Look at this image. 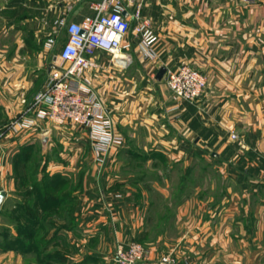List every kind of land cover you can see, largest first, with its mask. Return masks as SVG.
Wrapping results in <instances>:
<instances>
[{
  "label": "crops",
  "instance_id": "obj_1",
  "mask_svg": "<svg viewBox=\"0 0 264 264\" xmlns=\"http://www.w3.org/2000/svg\"><path fill=\"white\" fill-rule=\"evenodd\" d=\"M258 3L261 4L243 8L238 0H144L142 12L151 18L157 34L155 65L176 68L190 62L208 77L198 103L169 105L168 122L162 123L161 128L153 124L151 129L155 136L149 149L157 152L167 148L169 163H182L183 186L175 198L180 204L179 214L188 216L190 222H185L182 236L176 241L162 234L149 240L144 199L134 201L132 194L126 193L114 196V177L106 173L83 176L78 189V177L66 176L71 179L70 189L73 202L76 201V210H70L74 222L71 227L62 228L53 246L61 250L68 241L78 251H62L63 260H46L47 264H74L81 260H87L86 264H116L118 246H125L134 237L152 248L141 264H159V251L155 249L168 243H177L178 251L189 250L191 259L198 264H264V29L260 31L261 26H256L257 11L261 13L264 0ZM127 8L132 11L135 5L128 2ZM93 13L89 0H0V23L6 22L8 26V31L3 26L0 29V41L13 33L10 44L0 42V127L30 104L46 80L38 70L33 71L30 63L21 62L23 57L31 59L32 51L25 44L27 33L39 35L43 27L47 45L55 40L53 46L62 47L66 32L65 38L53 39L52 34L60 22L79 21ZM23 29L25 33L21 32ZM231 45L232 56L222 55ZM48 46L39 50L42 57L37 66L45 62L50 70L61 60L59 53L47 57L51 54ZM139 99L145 101V94ZM106 108L113 122L129 117L130 107L125 102H108ZM151 115L155 123L156 114ZM50 128L42 124L8 132L0 138V183L6 182L10 190H16L11 157L22 145H35V139H42ZM73 128L62 132L73 135L75 140L82 127ZM198 158L204 162L202 168L208 171L212 167L224 185L214 202L206 197L209 192L187 183ZM106 161L104 164H114ZM72 163L52 159L47 166L59 171L64 167L70 169ZM204 176L205 180L211 179L208 174ZM156 179H152L158 184L155 187L166 192ZM148 181L143 177V184ZM143 193L142 190L137 196L144 198ZM192 214L201 217L193 220ZM76 215L82 217L75 218ZM106 239H110L107 244ZM95 240H100L99 246L92 244ZM17 254L9 251L11 258Z\"/></svg>",
  "mask_w": 264,
  "mask_h": 264
},
{
  "label": "rangeland",
  "instance_id": "obj_2",
  "mask_svg": "<svg viewBox=\"0 0 264 264\" xmlns=\"http://www.w3.org/2000/svg\"><path fill=\"white\" fill-rule=\"evenodd\" d=\"M238 1H240L242 7L243 5L250 7L258 6L259 4H261L258 3V0ZM128 2V0H124L126 6ZM257 15L258 23L256 24V26H261V31L264 29V8L261 9V13L260 10L257 11ZM135 24L136 21H133L132 28L135 26ZM2 26L5 27V29L8 31L6 22L0 23V29L2 28ZM24 30L25 29H23V31L21 32L25 33ZM52 32L54 37L53 39H56L57 37L65 38V30L60 29V27H56ZM155 35L157 36L156 33ZM9 36L10 35L4 36V38H1L0 42L10 44L13 38V33H11L10 37ZM44 36L45 31L43 27L39 32V35H36V32L32 31H29V33H27L25 44L27 45V48L31 49L32 51L31 59L27 56L26 59H24L23 57L21 60V62H26L27 64L30 63L32 65L33 71L38 70V72H40L39 75L46 79L43 87L48 81L47 79L49 70L47 69L45 62L41 67H38L37 64H39V59L42 57L38 53L39 50L41 49V47L48 46ZM156 44L157 43L154 44L155 51L157 50ZM48 47L50 48L49 51H51V54L47 56L49 57V59L54 55H57L61 48V46L56 47L53 45ZM233 50L234 47L233 45H231V47L224 50V52L226 53L222 55H230L231 57V53L233 52ZM124 51L129 56V58L120 60V62L114 59L113 54L104 52L98 53V62L100 63V66L89 68L82 74V76L89 81L91 89L98 96L105 109H107L106 104H108V102H113L114 104V101L125 102L126 105L130 107V110H127V114L129 116L128 119H119L116 122H113L112 120L113 130H116V133L123 138V142L119 145L111 147L106 151L97 150L95 148V140L91 137V130L88 128L82 127V129L79 124L73 122L69 124H58L48 120L40 122L39 126L43 124L44 127H51L48 131H45V134L42 136V139L45 136L47 137V139L43 141L40 137H37L35 139V142L33 143L35 145L31 144V147H29L28 151L26 152L28 161H25L22 166L17 167L18 178H22L21 175L24 174L26 182L24 184H18L16 190H10L9 187H7L6 182L1 181L0 183V190H6V196L0 206V264H47L46 261L43 260L44 257L42 256L55 251L56 247L52 245L46 249L45 246H43L45 244L43 240H46L45 238H48L46 236H50L52 234L55 227H50L51 229H49L47 232L44 231L42 233L39 224H30L28 217L23 215V209H25L26 207L31 208L32 210H30L31 212L29 211L30 213L35 214V216H37V214L40 215L42 211L40 207L41 201L43 199L42 192L49 191L51 192V194L56 196V198L61 196L62 194H66L67 192H69L72 185H70V177L73 176H76V178L78 177L81 183V178L83 176L98 174L101 176L106 173L108 176L114 177L112 184L114 188L112 190L117 192V194L115 193L116 195L114 196L118 197L126 193L132 194L134 201L144 199L147 203L146 213L150 226V231L147 235L149 240H151L153 236L161 234L162 236L165 235L166 238L174 241H176L178 237L182 236L185 222H190V218L188 216L179 214L180 204L178 203V199L175 198V195L183 186L182 176L184 174V168L182 166V163H169L168 160L170 157L168 153L170 152L167 148H164L165 150H161L159 148V151L157 152L149 149L150 145L153 143V136H155L154 134H152L153 131H151V129L155 127V125L153 124H156L159 128H161L162 123L168 122L167 109L169 105L177 102L196 104L200 100L201 96L193 102L180 101L175 98L164 77L165 73L163 74L161 79H157L156 77L159 68L161 66L166 67V65L162 64L160 66H156L155 62L157 59V53L155 54V56H146L144 54L142 45L138 43V41L133 42L127 49L125 48ZM227 52H229L230 54H228ZM186 63L199 69L197 66L193 65L190 62ZM200 71L202 70L200 69ZM36 73L37 72H35V74ZM142 94H145V101L141 100L139 102V98ZM154 96L155 101H152ZM30 104H28V106ZM179 105L182 104H178V107ZM142 106L143 109H141ZM151 113L156 114L155 123H153L152 121L153 119L151 117ZM18 114H15L14 116H12V118H14ZM11 119H7L8 121L6 120L5 123L1 124L2 126L0 127V138L5 136L8 132L27 129L19 128L8 130L6 126ZM77 127L81 128L82 133L78 136H75V140L72 139L73 135L66 136V133L64 134L62 132V130L66 128L75 129ZM51 129H54L53 132L51 131ZM159 136L160 135L156 134V137L159 138ZM172 153L173 152H171V154ZM174 153L178 155L177 151ZM177 157L179 158V156ZM181 157L183 158V156ZM7 158L10 162L9 155ZM52 159L62 161L65 160L69 161V163L73 162L72 167L70 169H66V167L62 169L59 168V171H57V169L48 168L47 163ZM105 160H107L106 162H108L109 160L111 162L114 161V164H104ZM13 161L14 156L11 157L12 164ZM201 162L202 161L200 160V158L195 159V167H193V170L189 172L190 175L188 176L189 180L187 181V183L189 184V186L198 185L200 191L205 190L207 193L209 192V196L207 195L206 197L209 198L211 202H214L215 200H217V197L220 194V190H222V187H224V185L220 183V179L219 177H217L218 173H216L210 166L208 171L204 170V168H202L204 162ZM68 170L70 171L68 172ZM12 171L14 175V165H12ZM56 173L65 175V177L70 176L68 178V182L63 184L62 186L58 185V188L55 189L52 187L51 183H49L48 188L44 187L48 182L47 178L55 175ZM205 174H208L209 178L211 179L205 180ZM143 177L149 180L148 183L143 184ZM155 178H158L156 180L160 181V185L164 186L167 189L166 192L163 193L157 188L158 184L155 185L153 181L155 180ZM35 181H37L38 187L37 189L33 190L31 196L34 199H39L37 205L34 206L32 202L29 201H25L26 203L24 205H19V202L24 201L23 195H27V190L33 188V183ZM77 184H79V182ZM142 190L144 191V198H139L137 196L138 192L142 193ZM114 200H116V198H114L113 201ZM75 205L76 201L69 204H62L60 207L57 205L56 207L52 208H56V210L58 209L57 212H59L60 210H62L61 208H63L66 215H69L67 212H69L71 208L74 210ZM57 212L55 213L53 211L52 213H55V215H59V213ZM74 217L81 218L82 216L76 215ZM190 217L193 220H199L201 215L192 214L190 215ZM56 220L60 224H66L68 228L73 224V221L70 223H68L67 220L61 221L63 220L61 216L60 218L57 217ZM17 223H21L23 224V226L25 225V229H18ZM3 229L6 230L3 231ZM6 231L14 235L18 234V238L20 237L22 239H25L26 242H30L29 240H31L34 246L29 247L28 249L30 250L26 251L3 247L2 244H5L6 246L7 240H9L10 242V235L6 233ZM30 234H32L31 237L28 236ZM79 234L83 236L82 233ZM41 237L43 238V240L41 239ZM132 240L140 241L146 246L148 250V254L146 257H148L152 248L147 244V242H145L143 239H138L135 237L130 241ZM13 242L14 241H11L10 244H12ZM108 242H110V239L104 240L105 244H107ZM93 243L94 245L96 244V246H99L101 242L100 240H95L92 242V244ZM176 244L177 243H168V245H165L163 247H156L155 251H159L160 259L165 255H171L175 259V264H198L191 259V253L189 252V250L181 248V250L178 251ZM61 245L62 244H60V246ZM178 245L180 246V244ZM11 250L18 253L15 258H11V256L9 255V251ZM61 251L66 252L67 254H72L76 253V251L78 250L74 248L73 245L70 244V242L68 243L67 241L66 243H64ZM177 252H179V254ZM80 256L81 258L84 257L83 254H80ZM146 257L144 258V260L146 259ZM224 258L225 260H227V256H225ZM86 262L84 264H86ZM64 264L73 263H67L65 261ZM89 264L95 263L91 262ZM96 264L102 263L97 261Z\"/></svg>",
  "mask_w": 264,
  "mask_h": 264
},
{
  "label": "built area",
  "instance_id": "obj_3",
  "mask_svg": "<svg viewBox=\"0 0 264 264\" xmlns=\"http://www.w3.org/2000/svg\"><path fill=\"white\" fill-rule=\"evenodd\" d=\"M89 1L93 14L79 21L60 22V29L67 34L59 51L61 63L50 67L47 83L35 94L31 104L10 120L6 126L8 130L32 128L46 120L58 124L73 122L91 130L97 150L106 151L123 142L113 130L107 109L82 74L89 68L100 66L98 53L114 55L118 50L125 52L124 49L135 41L142 45L146 56H155L157 36L151 18L142 12L144 0H128L135 5L132 11L124 0ZM133 21L136 24L132 28ZM54 41L50 40L49 46ZM128 58L127 55L123 59ZM164 77L174 97L180 101L197 100L208 84L207 76L188 63L176 68L166 67ZM147 254L142 242L132 240L125 246H118L114 259L117 264H141ZM175 263L171 255H165L159 261V264Z\"/></svg>",
  "mask_w": 264,
  "mask_h": 264
},
{
  "label": "trees",
  "instance_id": "obj_4",
  "mask_svg": "<svg viewBox=\"0 0 264 264\" xmlns=\"http://www.w3.org/2000/svg\"><path fill=\"white\" fill-rule=\"evenodd\" d=\"M29 147H31L30 145H22L18 151L14 154V161H13V165H14V177H15V180H16V187L18 184H24L26 182V179H25V176L24 174L21 175L22 178H18V175H17V167L19 166H22V164L25 162V161H28V158H27V155H26V152L28 151ZM48 182L46 184V188H48L49 186V183H51L52 187L55 189V188H58V185L59 186H62L63 184L67 183L68 182V179L65 177V175H62V174H59V173H56L55 175H52L50 177L47 178ZM70 185H71V182H70ZM76 188L75 189H78L82 183L79 182V184H76ZM38 187V183L37 181H35L33 183V188L32 189H29L27 190L26 194L27 195H23L24 196V201H21L19 202L18 204L19 205H24L26 202L25 201H29V202H32V204L35 206L37 205V202L39 199H34L32 196H31V193L33 192V190L37 189ZM38 191V190H37ZM43 199L41 201V204H40V207H41V214H37V216H35V214H32L30 213L32 210L31 208H28L26 207L25 209H23V215L27 216L28 219H29V222L30 224H39L40 226V229H41V232L43 233L44 231L47 232L49 229L55 227L54 231L52 232V234L50 236H46L48 238H45L46 240H43V238L41 237V239L43 240V242L45 243L43 246H45V248H49V246H52V245H55L61 235V230L62 228H67L68 226L66 224H59L58 221L56 220L57 217L60 218V216L62 217L63 220H67L68 223L70 222H74V218H73V215L72 213L67 212L69 215H66V213L64 212L63 208H61L62 210H60L59 212H57L56 208H52V207H56L57 205L60 207L62 204H69L71 202H73V196H72V191L71 189L69 190V192H67L66 194H62L61 196L57 197L54 196L53 194H51V192L49 191H43ZM38 198V197H36ZM66 201V202H65ZM32 205V206H33ZM17 211V210H16ZM30 211V212H29ZM57 212L59 213L55 215V213H52V212ZM30 213V214H29ZM56 220V221H55ZM32 224V225H33ZM18 225V229H25L23 224L21 223H17ZM51 227V228H50ZM9 229V228H8ZM2 230V229H1ZM6 230V229H3V231ZM6 233H8L6 231ZM10 235V242L11 241H14L12 244H10L9 240H7V244L5 246V244H2L3 247H6V248H15V249H20V250H23V251H26V250H30L28 249L29 247H32L34 246L33 242L31 240H29L30 242H26L25 239H22V238H18V234H12V233H8ZM48 235V234H47ZM28 236H32V234L28 235ZM12 239V240H11ZM1 242V241H0ZM55 249V247H54ZM44 261L46 260H53V259H61L63 260L65 255L63 254V252L59 249L56 248L55 251L51 252V253H47L45 254L44 256ZM87 260H82V261H79V262H76L74 264H84Z\"/></svg>",
  "mask_w": 264,
  "mask_h": 264
},
{
  "label": "water",
  "instance_id": "obj_5",
  "mask_svg": "<svg viewBox=\"0 0 264 264\" xmlns=\"http://www.w3.org/2000/svg\"><path fill=\"white\" fill-rule=\"evenodd\" d=\"M124 14H127V11H124ZM165 71H166V67L165 66H161L159 68L158 72H157V75H156L157 79H161L163 74L165 73ZM46 139H47V137L45 136V137H43L42 140L45 141ZM5 196H6V190L1 189L0 190V206H1Z\"/></svg>",
  "mask_w": 264,
  "mask_h": 264
},
{
  "label": "bare ground",
  "instance_id": "obj_6",
  "mask_svg": "<svg viewBox=\"0 0 264 264\" xmlns=\"http://www.w3.org/2000/svg\"><path fill=\"white\" fill-rule=\"evenodd\" d=\"M126 56H127V55H125L123 51L118 50V51H116L115 54H114V59H115L116 61H119V62H120V60H122V59L125 58Z\"/></svg>",
  "mask_w": 264,
  "mask_h": 264
}]
</instances>
